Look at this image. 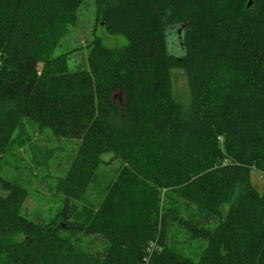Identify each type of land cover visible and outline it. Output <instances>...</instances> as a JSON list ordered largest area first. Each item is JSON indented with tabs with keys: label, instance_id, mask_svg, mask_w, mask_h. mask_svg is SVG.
I'll list each match as a JSON object with an SVG mask.
<instances>
[{
	"label": "trees",
	"instance_id": "16d2710c",
	"mask_svg": "<svg viewBox=\"0 0 264 264\" xmlns=\"http://www.w3.org/2000/svg\"><path fill=\"white\" fill-rule=\"evenodd\" d=\"M82 1L0 0V162L25 120L79 140L57 183L64 205L44 224L21 212L28 189L0 176V264H264V192L250 177L264 173V0H99L96 19L128 44L111 51L92 36L87 67L73 68L55 48ZM111 159L127 179L114 190L122 208L77 219L69 203ZM162 190L171 227L201 250L171 243L165 219L160 242L151 215L130 220Z\"/></svg>",
	"mask_w": 264,
	"mask_h": 264
},
{
	"label": "rangeland",
	"instance_id": "374dc122",
	"mask_svg": "<svg viewBox=\"0 0 264 264\" xmlns=\"http://www.w3.org/2000/svg\"><path fill=\"white\" fill-rule=\"evenodd\" d=\"M98 8L99 0H83L75 13L74 22L67 27L55 48V54L65 53L69 56V64L73 68L87 67V44L92 36H97L111 51H122L128 44L122 34H110L105 30L96 19ZM171 90L173 98L186 107L190 94L187 78L181 70L173 71ZM25 122L24 132L14 133L15 140L11 149L0 162V176L28 189L21 212L31 220L44 224L57 217L64 205V196L57 189V183L68 171L78 149L79 140L57 137L45 126L28 120ZM107 155L104 154V157L107 158ZM122 168L119 160L112 159L100 167L87 195L79 201L69 203L74 217L89 223H104L102 218L108 210L122 208L119 196L114 191L116 184H127L125 175L124 179L122 180V176L119 181ZM250 177L256 189L263 193L264 173L252 169ZM172 206V202L162 190L158 199L154 198L149 204L141 203L139 212L142 214H135L130 220L138 225L144 213L151 215L152 220L157 221L156 238L160 242L165 219L171 228L169 237L174 239L171 243L186 249L201 250L204 247L201 245L202 241L189 240L181 228L171 227L169 211ZM179 208L183 214V209L180 206ZM221 209L225 213L228 204H223ZM110 224L115 223L112 221ZM61 234L72 235L77 244L87 250H100L104 247V240L97 235L68 231H61ZM11 237L19 240L23 238V234L16 233Z\"/></svg>",
	"mask_w": 264,
	"mask_h": 264
},
{
	"label": "water",
	"instance_id": "95a60500",
	"mask_svg": "<svg viewBox=\"0 0 264 264\" xmlns=\"http://www.w3.org/2000/svg\"><path fill=\"white\" fill-rule=\"evenodd\" d=\"M250 3V2H249Z\"/></svg>",
	"mask_w": 264,
	"mask_h": 264
}]
</instances>
